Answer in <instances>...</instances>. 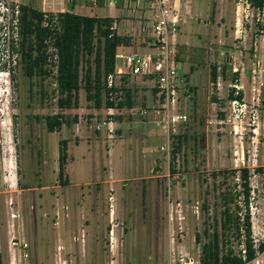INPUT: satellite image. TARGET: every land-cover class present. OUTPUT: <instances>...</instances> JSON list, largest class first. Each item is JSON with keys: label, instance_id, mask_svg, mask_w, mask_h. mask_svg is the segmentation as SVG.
Returning a JSON list of instances; mask_svg holds the SVG:
<instances>
[{"label": "rangeland", "instance_id": "rangeland-1", "mask_svg": "<svg viewBox=\"0 0 264 264\" xmlns=\"http://www.w3.org/2000/svg\"><path fill=\"white\" fill-rule=\"evenodd\" d=\"M138 1L135 7V0L128 6L108 0L117 7V32L137 35L144 26L143 31L153 32L150 12ZM20 3L48 12H110L104 0H0V8L18 9ZM252 5L251 0H174L179 75L177 99L167 107L187 119L170 125L163 120L164 94L147 74L117 78L125 80L118 84L134 88L133 108L116 106L108 112L104 94L96 108L83 88L77 107L59 108L48 59L46 76L24 72L15 12L5 15L0 22V225L9 210L19 212L15 233L28 242L21 264H198L194 233L203 229L208 215L202 202L209 201L212 213L218 190L211 171L242 166L250 169L252 236L256 244L264 241V14L257 20ZM212 63L218 65L216 81L210 78ZM235 76L249 101L258 95L253 98L259 111L254 137L246 128L240 139L216 122ZM122 97V90L114 92L115 101ZM57 111L80 115L83 143L66 124L62 131L46 128L45 116ZM104 116L113 119L111 135L95 128ZM177 134L185 136L170 172ZM63 135L66 163L59 177ZM229 181L239 182L238 171ZM3 253L6 257V249ZM245 264H264V249Z\"/></svg>", "mask_w": 264, "mask_h": 264}, {"label": "trees", "instance_id": "trees-1", "mask_svg": "<svg viewBox=\"0 0 264 264\" xmlns=\"http://www.w3.org/2000/svg\"><path fill=\"white\" fill-rule=\"evenodd\" d=\"M264 0H251L254 5H261ZM27 3H20L16 13L18 48L22 67L26 74H38L44 77L50 73L46 67L47 38L53 39L57 47L58 62L55 73L56 103L59 108H73L79 104V89L85 90L86 98L93 101L96 108L102 105L105 95V106L132 107L134 88L129 85H115L111 90H122L123 97L118 101L111 99L105 84V76L115 66L116 49L120 44H129L131 35L117 33L111 23L117 17L105 14H82L72 10H58L57 23L53 27L42 23L43 13ZM52 12V11H51ZM12 47L14 44L12 43ZM218 65L212 63L210 78L216 81ZM225 65L222 67V71ZM224 72V71H223ZM236 72V71H235ZM237 75V72L234 73ZM151 77V75H148ZM158 90V87H153ZM230 90L227 97H232ZM215 98V96H214ZM120 119L122 116L117 115ZM77 118V115H75ZM70 121L65 113L57 111L45 116L46 128L49 131L59 128L62 123ZM177 134L172 149L169 171L174 172L173 160L181 148L182 137ZM58 176L62 177L65 170L66 139L59 140ZM238 171L239 182L230 183L231 175ZM215 187V208L209 213V201L202 202V210L207 217L202 230H196L194 240L199 245V264H245L253 260L258 251L264 249V241L255 243L252 236V219L249 208L251 197L250 169L247 166L238 169L222 168L211 171ZM217 183L215 180H217ZM239 184V188L237 187ZM1 256V253H0ZM1 263V262H0Z\"/></svg>", "mask_w": 264, "mask_h": 264}, {"label": "built area", "instance_id": "built-area-1", "mask_svg": "<svg viewBox=\"0 0 264 264\" xmlns=\"http://www.w3.org/2000/svg\"><path fill=\"white\" fill-rule=\"evenodd\" d=\"M123 3H125L123 1ZM130 0L125 3L128 6ZM139 1L135 0V7L138 6ZM249 6V2L246 3ZM142 7H146L152 17L153 34L150 40V45L155 47V50L138 51L133 50L130 52H117L116 56L121 59V62H116L114 69L107 73L105 76V84L109 90L110 98H114V90L111 87L116 85L117 78H121L124 74H147L157 82L159 92L164 94L163 98L165 102L163 105L166 107L163 120L167 125L178 121H184L187 119L186 113L182 112H170L168 104L175 103L176 89H177V77L179 71L176 63V46L175 36L177 33V27L179 24V14L174 6V0H143ZM256 9V18L260 19V14H264V2L261 5H252ZM11 10V11H10ZM1 9L0 8V22H4L5 15L14 13L13 24L16 23V13L18 9ZM247 15V13L245 14ZM58 19L56 11H45L43 13L42 23L53 27L56 25ZM111 28L116 27V21L111 23ZM238 30V29H237ZM49 41L48 49V61L51 65L52 72L56 73L58 54L57 47L53 44L51 37L47 38ZM51 51V52H50ZM258 64V62H257ZM233 70H237V67H233ZM254 78V75H253ZM254 83V79H253ZM230 88L233 96L227 97V102L222 107L223 113L216 119V122L220 127L228 125V130L234 134H238L240 139L243 137L246 128L253 132V137L258 133L257 123L259 121V111L255 106L256 102L254 97L258 98V95H251V101L248 100L246 91L243 85L240 83L239 78L235 76L230 82ZM255 86L252 84V90ZM108 112L112 111V106L107 107ZM113 119L111 116H104L97 120L95 124L96 129L105 128L111 135L113 126L111 125ZM264 134V131H263ZM19 214L15 210L9 212L11 218L17 217ZM9 249V264H21V260L25 261L28 257V242L25 237L20 234H16L14 228H12V234L8 239ZM18 257V261H17ZM188 262H193L192 257L188 259ZM199 264V260L197 259ZM182 264V263H181Z\"/></svg>", "mask_w": 264, "mask_h": 264}, {"label": "crops", "instance_id": "crops-1", "mask_svg": "<svg viewBox=\"0 0 264 264\" xmlns=\"http://www.w3.org/2000/svg\"><path fill=\"white\" fill-rule=\"evenodd\" d=\"M104 3H106L109 6V8H110V12L108 13V15H111V16L116 17V13L114 11V8H117V7L115 6V4L113 2H108V0H104ZM122 3H123V0H122ZM48 10L57 11L55 9H48ZM74 12H78V13H82V14H85L86 13V12H80V11H74ZM87 14H90V13H87ZM97 15H99V14H97ZM101 15H105V14H101ZM207 20L208 19L205 20L207 23L210 22V21H207ZM114 21H116V27L114 29L117 32V29H118L117 28L118 19H115ZM144 28H145V26L142 28V31H140V33H138L137 35H134L133 33L131 34V32H127V31L120 33V34H124V35H126V34L127 35H131V41H130L129 44H120V45H118L117 46V49H116V53L117 52H122V53L123 52H130V51H133V50L147 51V50L151 49L152 46L150 45V40L152 38L153 32L151 31V32L146 33L145 31H143ZM117 33H119V32H117ZM116 62H121V59L118 58L117 56H116ZM128 75L137 76V75H132V74H124L122 76L124 77V76H128ZM143 76L149 77L148 75H143ZM123 81H125V80L122 79L121 81L120 80L117 81L116 82V85L117 86L120 85V84H118V82L119 83H122ZM133 105H134V103H133ZM122 108L123 109H130V108H133V107L124 106ZM115 109H116V106L112 107V111L115 110ZM62 112H66V111L63 110ZM66 118L70 122L68 124L62 123V125L58 129H56V131H62L64 129V126H65L64 124H66L67 126H69V128L71 130L70 135H72V137L74 139H77L79 137V139H78L79 140V144L83 143L82 142L83 139H81V135L79 134V132L81 130L80 127L82 128V121L80 119V115H77V118H75V114L72 115V117H68V115H66ZM123 120L124 119H122L119 122H122ZM52 131H54V130H52ZM65 136L63 135V138L66 139L67 136L66 137ZM5 178H6V176H5ZM11 210H15V209L12 208ZM11 210H9V212ZM18 214H19V212H18ZM18 217H19V215L17 217H15V218H11L9 216V214L8 215H5V223H3V224L0 225V253H1V256H0V262L1 263L0 264H4V261L7 264H9V256H10V254H9V249H8L9 248L8 247V239H9L10 235L12 234V228H14L15 219H17ZM14 230H15V228H14ZM3 234L6 237V241H4V242H3ZM4 249H6V252H7L6 253V257H5V255L3 253V250ZM60 250H61V244H60Z\"/></svg>", "mask_w": 264, "mask_h": 264}, {"label": "water", "instance_id": "water-1", "mask_svg": "<svg viewBox=\"0 0 264 264\" xmlns=\"http://www.w3.org/2000/svg\"><path fill=\"white\" fill-rule=\"evenodd\" d=\"M157 165H155V167L153 168V172H155L157 170Z\"/></svg>", "mask_w": 264, "mask_h": 264}]
</instances>
